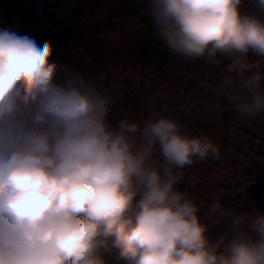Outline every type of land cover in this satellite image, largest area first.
<instances>
[{
	"label": "clouds",
	"instance_id": "clouds-1",
	"mask_svg": "<svg viewBox=\"0 0 264 264\" xmlns=\"http://www.w3.org/2000/svg\"><path fill=\"white\" fill-rule=\"evenodd\" d=\"M146 11L175 58L233 60V110L264 123V0H146ZM58 54L52 39L0 28V264H264V214L214 200L207 217L225 231L212 241L195 185L180 187L217 144L156 112L113 122L119 82Z\"/></svg>",
	"mask_w": 264,
	"mask_h": 264
},
{
	"label": "rangeland",
	"instance_id": "rangeland-1",
	"mask_svg": "<svg viewBox=\"0 0 264 264\" xmlns=\"http://www.w3.org/2000/svg\"><path fill=\"white\" fill-rule=\"evenodd\" d=\"M3 27L40 46L52 39L61 65L118 81L113 122L124 115L142 122L156 112L174 118L182 134L206 135L217 144L219 158L196 159L183 170L180 185H195L189 191L209 224L210 240L225 231L223 222L207 217L214 200L262 214L246 188L257 177L264 180V123L233 110L232 94L240 83L233 60L218 54L214 65L175 58L156 38L146 0H0ZM225 78H231V87Z\"/></svg>",
	"mask_w": 264,
	"mask_h": 264
},
{
	"label": "water",
	"instance_id": "water-1",
	"mask_svg": "<svg viewBox=\"0 0 264 264\" xmlns=\"http://www.w3.org/2000/svg\"><path fill=\"white\" fill-rule=\"evenodd\" d=\"M246 192L250 198L255 200L257 208L264 214V180L257 177L255 183L247 186Z\"/></svg>",
	"mask_w": 264,
	"mask_h": 264
},
{
	"label": "trees",
	"instance_id": "trees-1",
	"mask_svg": "<svg viewBox=\"0 0 264 264\" xmlns=\"http://www.w3.org/2000/svg\"><path fill=\"white\" fill-rule=\"evenodd\" d=\"M75 64V63H74Z\"/></svg>",
	"mask_w": 264,
	"mask_h": 264
}]
</instances>
